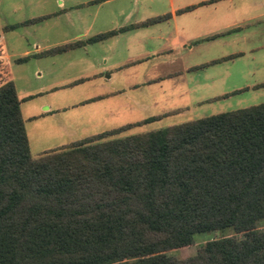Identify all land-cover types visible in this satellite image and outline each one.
<instances>
[{"label": "trees", "instance_id": "16d2710c", "mask_svg": "<svg viewBox=\"0 0 264 264\" xmlns=\"http://www.w3.org/2000/svg\"><path fill=\"white\" fill-rule=\"evenodd\" d=\"M96 1L101 0H91ZM165 16L43 53L103 40ZM159 117L32 156L14 82L1 81L0 264H264V229L258 228L264 217V101L116 135ZM227 227L235 234L210 238L194 255L165 254L191 245L196 233Z\"/></svg>", "mask_w": 264, "mask_h": 264}, {"label": "crops", "instance_id": "0c3cea01", "mask_svg": "<svg viewBox=\"0 0 264 264\" xmlns=\"http://www.w3.org/2000/svg\"><path fill=\"white\" fill-rule=\"evenodd\" d=\"M102 1L105 0H88L86 4ZM130 1L131 4L125 13L130 19L127 22L93 29L96 16L94 13L82 31L65 39L66 42L140 23L154 16H166L154 22L128 27L103 40L85 43L59 53L43 52L62 43H36L32 49L19 51L21 55L18 57L27 56V59L21 62L30 58L55 59L58 55L79 51V58L72 56L70 61L80 59L79 71L64 78L56 77L51 71L49 74L53 78L46 85L47 93L61 91L68 85L78 83L74 82L79 79H82L79 81L81 83L95 85L97 90L79 100L71 99L69 94L62 92L51 100L34 102L32 106H26L27 114L23 117L22 102L33 99L42 92L30 88L21 90L15 86L20 98L24 125L27 120L41 119L49 126L41 129V141L45 142L63 131L62 126L66 125L65 122H60L59 118L61 112L68 108L84 103H94L98 108L104 104L112 105L113 100L119 99L122 100L116 105L134 107V104L141 103V97L138 95L141 87L146 98L153 101L162 98L160 92H167L165 95L172 96L175 101V110L171 111L188 109L192 105L264 87V0ZM104 41H110L108 45L112 50H116L115 54L104 51L110 48L103 50L102 47L101 51L98 43ZM7 56V53L0 51V82L15 80V76L4 63V57ZM52 62L54 63V60ZM104 71L107 72L105 80L102 76ZM43 72L42 66L37 65L35 73L41 76ZM118 78L123 82V86L129 88L130 94L124 95L125 87L113 84ZM68 80L72 81L68 84ZM237 89L242 90L231 93ZM224 94L228 95L223 96ZM29 95L31 97H28ZM90 107L88 109L92 110L93 106ZM169 112L155 115L161 117ZM108 114L113 115L114 112L109 110ZM76 115L69 112L65 118L76 123ZM91 117L93 116H87L89 119Z\"/></svg>", "mask_w": 264, "mask_h": 264}, {"label": "rangeland", "instance_id": "374dc122", "mask_svg": "<svg viewBox=\"0 0 264 264\" xmlns=\"http://www.w3.org/2000/svg\"><path fill=\"white\" fill-rule=\"evenodd\" d=\"M87 1L88 0H0V51L8 54L7 57H4V63L7 64L10 73L15 76L14 83L18 89L30 88L34 91L42 92L41 94L35 95L33 99L24 100L22 102L21 110L23 117L27 114L26 106H32L34 102H39L40 100H51L62 92L69 94L70 96H67L71 97V99L79 100L97 91L94 88L95 85L78 82L66 86L64 89H61V91H50L47 93L48 90H46V85L53 78V76L49 74L51 71L59 78H64L71 73L79 71L81 66L80 59L70 62L72 56L79 58V51L75 50L67 54L58 55L55 59L30 58L26 62L19 63L14 61L16 57L21 55L19 51L27 48L32 49L33 45L36 43L42 45L46 43L66 42L65 39L82 31L84 25L90 22L94 13H96V16L93 21V29L117 26L130 20L125 14L127 8L131 4L130 0H105L98 3L86 4ZM41 15L48 16L39 21L18 25L14 28H4L6 25L18 23ZM109 42L110 41H104L103 43H98L101 51L102 47L103 50L110 48L108 45ZM104 51L112 55L116 53V50H112L111 48ZM52 60H54V63ZM37 65H41L44 71L41 76L35 73ZM102 74L105 80L107 72L104 71ZM68 81L69 84L72 80ZM113 84L115 86L125 87L124 95L131 93L129 88L123 86V82L120 79L114 81ZM143 92L141 87L138 91V95L141 97L139 98L141 103L134 104V107L131 106L127 108L116 105L118 101L122 100L119 99L113 100V102L111 101L112 105L104 104L98 108L94 103H84L71 109L68 108L66 111L61 112L59 118L60 122H65L66 125L62 126L63 131L61 133L58 132L53 138L45 142L40 139L42 135L41 129L49 127L46 126L45 121L43 122L41 119H33L32 121L27 120L25 122V128L28 135L30 154L36 156L45 149L57 147L63 143L66 144L127 123L137 122L150 115L162 114L170 111L158 119L132 125L116 135L123 136L157 129L197 117L245 107L264 101V87H262L257 90H245L241 93L211 100L210 102H204L200 105H192L188 109L171 111L175 110L173 106L175 101L172 96L165 95L167 92H164V94L160 92L162 98H158L154 101L146 98ZM121 95L123 94L121 93ZM124 99L126 98H123V100ZM90 106H93L92 110L88 109L91 108ZM109 110H112L114 114H108ZM69 112H73L74 115L77 114L75 116V118H77L76 123L72 121L69 122L65 118V115ZM80 115L86 118L83 119ZM89 115L93 117L90 119L87 118ZM258 228L264 229V217L258 220ZM230 234H235L231 227L215 232L206 231L196 233L194 235V242L191 245L166 250L165 254L168 257L186 258L194 255L197 249L210 238Z\"/></svg>", "mask_w": 264, "mask_h": 264}]
</instances>
